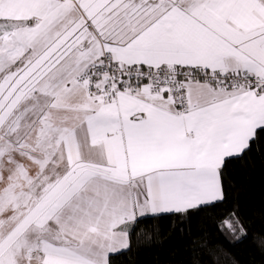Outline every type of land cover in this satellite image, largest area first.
Segmentation results:
<instances>
[{
    "label": "snow or ice",
    "instance_id": "obj_1",
    "mask_svg": "<svg viewBox=\"0 0 264 264\" xmlns=\"http://www.w3.org/2000/svg\"><path fill=\"white\" fill-rule=\"evenodd\" d=\"M251 156L264 0H0V264H115L164 217L218 264L191 221ZM213 227L251 235L238 206Z\"/></svg>",
    "mask_w": 264,
    "mask_h": 264
},
{
    "label": "trees",
    "instance_id": "obj_2",
    "mask_svg": "<svg viewBox=\"0 0 264 264\" xmlns=\"http://www.w3.org/2000/svg\"><path fill=\"white\" fill-rule=\"evenodd\" d=\"M227 199L223 205L196 213L191 221L192 230H203L220 246L218 264H264V251L254 246L255 237L264 231V158L251 156L245 160H234L224 170ZM238 206L246 222L251 226L249 239L241 243H230L219 236L213 222L219 212ZM175 217H164L159 221L160 234L151 240L145 234L141 244L131 254L116 257L115 264H183L188 257L187 238L173 233ZM139 233V230H138Z\"/></svg>",
    "mask_w": 264,
    "mask_h": 264
}]
</instances>
